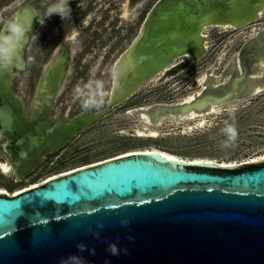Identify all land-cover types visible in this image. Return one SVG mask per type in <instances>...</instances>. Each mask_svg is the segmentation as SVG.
I'll return each instance as SVG.
<instances>
[{
  "label": "water",
  "instance_id": "1",
  "mask_svg": "<svg viewBox=\"0 0 264 264\" xmlns=\"http://www.w3.org/2000/svg\"><path fill=\"white\" fill-rule=\"evenodd\" d=\"M141 1L131 0L130 7ZM38 6L19 8L1 29L10 22L25 28L12 69L0 76V154L16 181L161 71L158 81L203 57L204 26L251 25L264 0H157L121 55L119 80L111 84L104 108L60 119L51 112L70 64L68 42L42 73L28 107L12 88L15 74L27 72V48L41 19ZM260 73L264 30L244 43L220 76L208 71L193 100L154 105L137 116L146 113L156 124L161 116L178 119L190 110L206 114L212 105L248 97L251 84L264 82ZM110 244L118 255L108 251ZM78 258L87 264H264V158L219 167L142 152L0 193V264H74Z\"/></svg>",
  "mask_w": 264,
  "mask_h": 264
},
{
  "label": "rangeland",
  "instance_id": "2",
  "mask_svg": "<svg viewBox=\"0 0 264 264\" xmlns=\"http://www.w3.org/2000/svg\"><path fill=\"white\" fill-rule=\"evenodd\" d=\"M17 1L24 3L4 14L0 30L16 10L29 1L0 0V12ZM89 1L70 0V15L62 20L60 16L54 14L37 29L27 48V72L24 75L15 74L12 83L14 93L22 99L25 107H28L43 70L60 44L73 37L67 77L61 91L55 97L51 115L56 119L71 118L83 112H95L104 108L106 95L100 108L85 109L81 100L76 98L74 90L79 87L87 95L94 90V83L99 81L104 85L103 91H107L111 79L110 71H107L105 77L99 75L96 80L90 82V68L94 64H99L101 70L124 54L157 0H142L130 7L128 21L122 19V3L127 0H104L100 3L104 4L103 8L113 9L109 12L110 18L106 22L109 27L106 29H102L99 23L90 22L94 17L106 16L107 12H101L103 9H98L99 7L80 20L86 14L81 10ZM79 5L83 6L79 8ZM89 23L93 28L98 27L100 34L93 35L87 28ZM262 30L264 14L251 25L223 34L219 33V28L209 30L207 33L209 49L183 73L166 84L164 83L166 78L163 81L146 84L123 105L81 132L65 148L47 156L45 162L23 180L16 181L12 173L8 177L0 175V188L11 191L38 184L51 176L134 149L156 148L185 160L210 159L216 163H239L264 156V91L253 97L248 96L222 104L217 115L207 117L208 123L203 128L183 132L178 129L177 124L164 123L158 128L160 132L158 139L135 138L131 128L138 118L129 112L139 107L150 108L156 104L174 102L190 92H195L198 89L197 79L202 73L206 74L210 70V74L220 76L244 43ZM91 38L98 40L91 41ZM258 76L263 77L264 73ZM179 80L184 82L185 91L174 93L176 88L172 89L171 83ZM230 106H236L238 109L234 115L227 111ZM188 124L190 125L189 122L186 123ZM229 124L236 128L237 137L234 142H228L229 146L224 147L223 142L227 141L224 129ZM121 128L123 131L127 130L124 136L119 134Z\"/></svg>",
  "mask_w": 264,
  "mask_h": 264
},
{
  "label": "bare ground",
  "instance_id": "3",
  "mask_svg": "<svg viewBox=\"0 0 264 264\" xmlns=\"http://www.w3.org/2000/svg\"><path fill=\"white\" fill-rule=\"evenodd\" d=\"M22 3V1H17L7 7H5L1 12H0V23L3 22V16L4 14L9 11L10 9L16 8L18 6H20ZM122 19L124 18V20L128 21V17H129V8H130V1L127 0L124 3H122ZM264 14V10L260 12L259 16L260 18L263 17ZM220 30V34L226 33L228 31H232L235 30L236 28L231 26V25H220V24H215V25H207L204 26L201 29V35L204 38L203 44H204V48L207 51L209 49V35L207 34L209 30L211 29H218ZM73 39V37L71 38ZM121 56L116 59V61H113V63H111L108 66L103 67L101 70L99 69V64L97 65H93L90 70H89V80L90 82H93L94 80H96L98 78V76H102L105 77L107 74V71L109 70L111 73V79H110V84H109V88L107 89V91H105L106 93V99L105 102L108 99V96L110 94L111 91V84L113 85L114 79L112 76V70L113 69H117L119 66V60H120ZM184 58V57H183ZM182 60V58H179L178 60H176L172 66H174V64H178V62L180 63ZM194 64V63H193ZM192 64V65H193ZM190 67V66H189ZM189 67H181L179 68L175 73L169 74L166 76V81L164 82L165 84L172 81L176 76H179L181 73H183V71ZM168 68V67H167ZM166 70V69H164ZM210 72V70H209ZM163 71H161L157 76H155L150 82H148L149 84L153 83V82H157L159 80V78L161 76H163ZM211 76H214V74H211ZM217 77V76H216ZM102 80V79H101ZM207 80V75L203 74L200 75L197 79V83H198V89L195 92H190L188 93L186 96H184L183 98L177 99L174 102H170V103H162V104H156V105H178V104H183L185 102H190L191 100L194 99L195 95L200 94V92L204 89V85L206 83ZM226 80V79H225ZM147 83V84H148ZM184 82L182 80L179 81H174L171 83V85H173V88H176V90H174L175 92H178L180 90L185 91V84H183ZM178 86H180L179 88H177ZM171 89V90H172ZM188 90V89H187ZM61 91V89L59 90V92ZM264 91V82L262 80H258L257 82H255L254 84H251V89H250V94L249 96L253 97L258 95L259 93ZM58 92V94H59ZM151 108V107H150ZM149 107H139L136 108L134 110H131L129 112H131L132 114H134L136 117L139 113V110H144L145 112H148V110L150 109ZM220 110L219 107H216L214 105H212L209 109V112L206 114H199L197 112H194L192 110L188 111V113H186V115H182L180 116L178 119H175L174 117L171 118H166V117H159V119L156 121V124H153L149 118V116L146 113H142L140 114V117L137 119V122L135 125L132 126V130H133V136L135 138L138 139H158L160 136V132H159V127H161L164 123H170V124H177L178 129L182 130L183 132H188L193 130L194 128H203L207 123H208V116H212V115H217L218 111ZM189 122L190 125H186V123ZM124 132H127V130L122 131L123 136L125 135ZM142 152H155L160 154L161 156H163L164 158H166L167 160H176V161H181V162H189L191 164H214L217 165L219 167H237L240 165H247L250 164L252 162L258 161L260 159H263L264 156H260L254 159H249L246 161H242L239 163H216L214 161H211L210 159H194V160H185L183 158H180L174 154L168 153L166 151L163 150H159L156 148H146V149H134V150H129L126 152H122L121 154L116 155L117 157H111V158H107L104 160H100V161H96L94 163H90V164H86V165H82L80 167H77L73 170L64 172V173H60L54 176H51L45 180H43L42 182L48 181L51 178H57L59 176H63L64 174H68L69 172H74L76 170H78L79 168H83V167H88V166H95L97 164H100L101 162H104L106 160L112 159V158H120L123 156H129L131 154H136V153H142ZM5 169H7L5 171ZM11 167L7 164V162L5 160H0V175L8 177L9 174H11ZM41 183V182H40ZM7 192L4 188H0V193H4Z\"/></svg>",
  "mask_w": 264,
  "mask_h": 264
},
{
  "label": "clouds",
  "instance_id": "4",
  "mask_svg": "<svg viewBox=\"0 0 264 264\" xmlns=\"http://www.w3.org/2000/svg\"><path fill=\"white\" fill-rule=\"evenodd\" d=\"M54 14L60 16L62 20L65 18V16L70 15V0H51V2L45 7L43 15H39L41 17V25L44 24L45 19L50 18ZM24 34L25 28L23 25L11 22L6 24L3 30H0V76L12 69L18 46L20 41L23 39ZM141 59L144 58L142 57ZM112 76L114 80L118 81L120 76L119 70L113 69ZM103 88V83L97 81L94 83V90L87 95H85L79 87H77L74 91L76 98L81 100L82 106L85 109H98L102 106L103 98L106 95V93L103 91ZM237 110L238 109L236 106H230L227 109L230 115H234ZM224 132L227 135V141L223 142V146L227 147L229 146V141H235L237 137V130L234 125L229 124L224 129ZM21 155L22 157H26V153H21ZM121 223L127 225L128 222L125 220ZM99 227H103V225H99ZM96 235L98 237L99 234L97 233ZM129 239H132V237H129ZM77 247L80 251L86 250V246L83 244H79ZM108 251L112 255H118L120 250L118 249L117 245L110 244L108 246ZM74 264H87V262L83 260V258H78L74 261ZM105 264H107V262H105Z\"/></svg>",
  "mask_w": 264,
  "mask_h": 264
},
{
  "label": "flooded vegetation",
  "instance_id": "5",
  "mask_svg": "<svg viewBox=\"0 0 264 264\" xmlns=\"http://www.w3.org/2000/svg\"><path fill=\"white\" fill-rule=\"evenodd\" d=\"M104 0H90L86 5H85V7L81 10L82 12H86V14L84 15V17H82L80 20H83L85 17H87L93 10H95L97 7H99L98 9H103L101 12H107V14H106V16L104 17V16H97V18H95L94 17V19L93 20H91L90 22L92 23V21H94V24H98L99 23V26L102 28V29H106V28H108L109 26L108 25H106V22L109 20V12L110 11H112L113 9H109V8H103V6H104V4L103 5H101L100 3H102ZM33 2H39V6L37 7V9H36V11L42 16L43 15V13H44V10H45V7L51 2V0H29L28 2H26L25 4H23L21 7H23V6H26V5H28V4H30V3H33ZM113 3V2H112ZM84 5V4H83ZM83 5H79L78 7L80 8V7H82ZM107 5V4H106ZM134 6V5H133ZM20 7V8H21ZM19 9V8H18ZM17 9V10H18ZM107 9H108V11H107ZM17 10H16V12H17ZM15 12V13H16ZM14 13V14H15ZM45 20H47V19H45ZM41 26V23L39 24V26H38V28ZM37 28V29H38ZM87 28H89V30L91 31V32H93V35H94V33H99L100 34V30L98 29V27H96V28H93V25L91 26V24L89 23L88 25H87ZM37 29H36V31H37ZM118 29V28H117ZM36 31H35V34H36ZM35 34H34V36H35ZM91 41H96V40H98V39H96L95 40V38H91L90 39ZM69 43V52H70V55H71V50H70V45H71V37H69L68 39H66V40H64L61 44H60V46L58 47V49L56 50V52H55V54L52 56V58H51V60L55 57V55L57 54V52L59 51V49H60V47L63 45V44H65V43ZM94 45V43L92 44V46ZM51 60H50V62H51ZM49 62V63H50ZM48 66V65H47ZM46 66V67H47ZM46 69V68H45ZM44 69V70H45ZM68 69H69V67H68ZM44 70H43V72H44ZM67 73H68V71H67ZM42 75V74H41ZM66 77H67V75H66ZM66 77H65V79H66ZM64 82H65V80H64ZM63 82V83H64ZM121 105H123V103L121 104ZM121 105H119V106H117L116 108H118V107H120ZM116 108H114V109H116ZM113 109V110H114ZM96 112V111H95ZM111 112V111H110ZM104 117H106V116H104ZM137 118H139L138 116H137ZM101 119V118H100ZM99 119V120H100ZM98 120V121H99ZM97 122V121H96ZM95 122V123H96ZM122 131H123V128H121L120 129V131H119V134L120 135H123L122 134ZM131 133L132 134H134L133 133V130L131 131ZM115 157H117V156H115ZM0 159L1 160H5L6 161V158L2 155V154H0Z\"/></svg>",
  "mask_w": 264,
  "mask_h": 264
},
{
  "label": "snow or ice",
  "instance_id": "6",
  "mask_svg": "<svg viewBox=\"0 0 264 264\" xmlns=\"http://www.w3.org/2000/svg\"><path fill=\"white\" fill-rule=\"evenodd\" d=\"M7 169H5V171H6Z\"/></svg>",
  "mask_w": 264,
  "mask_h": 264
}]
</instances>
